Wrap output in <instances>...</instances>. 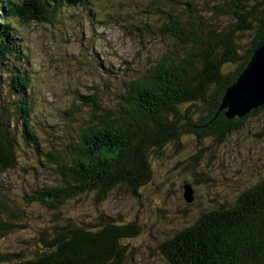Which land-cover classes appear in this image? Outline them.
<instances>
[{"label":"trees","instance_id":"1","mask_svg":"<svg viewBox=\"0 0 264 264\" xmlns=\"http://www.w3.org/2000/svg\"><path fill=\"white\" fill-rule=\"evenodd\" d=\"M88 3L0 0V175L17 171L22 183L28 179L21 199L25 209L0 193V264H125L130 242L147 228L97 208L93 218L75 219L62 214L63 206L89 194L100 204L113 191L138 199L151 181L154 160L170 148L178 152L184 136L199 144L193 158L198 162L206 141L224 143L264 112L262 106L228 120L219 110L224 91L264 42V0H139L147 18L134 19V27L126 26L132 11L122 13L114 3L85 11ZM77 10L88 18L96 12L100 19L119 15L115 20H126L123 27L137 32L140 44L162 47L145 68L125 79L134 70L108 68L110 63L99 58L97 67L108 78L101 77V87L117 82L111 105H101L95 84L92 95L80 96L92 106L89 114L73 108L58 124L44 125L34 120L30 57L18 29L45 24L62 30L66 19H79ZM92 54L97 55L93 48ZM61 126L65 136L58 142ZM44 130L50 131L48 143ZM25 148L31 160L25 161ZM38 168L52 169L56 183L39 181ZM192 174L197 184L201 181L195 178L205 175ZM137 202L139 207L151 203ZM30 205L40 210L29 215ZM198 205L197 213L181 210L165 237L158 231V250L168 264H264V175L231 199L212 193L207 204ZM16 231L25 233L20 246L8 240Z\"/></svg>","mask_w":264,"mask_h":264},{"label":"rangeland","instance_id":"2","mask_svg":"<svg viewBox=\"0 0 264 264\" xmlns=\"http://www.w3.org/2000/svg\"><path fill=\"white\" fill-rule=\"evenodd\" d=\"M89 2L91 5L86 4L85 11L94 10L97 6L104 9V5L109 3H114L122 13L132 11L130 23L126 26L134 27L136 25L134 19L144 21L145 18L146 21L147 18L145 8L140 6L139 0H89ZM69 11L71 10H66ZM76 14L79 19H66L62 30L60 26L55 29L45 24H32L18 29L30 57L34 120L44 125L58 124L63 121L65 116L63 113L73 108L79 109L78 113L89 114L92 106L84 104L80 96L92 95L95 84L100 88L101 105L103 107L111 105L109 97L114 95L117 82L112 79L107 83L106 89L102 88L101 77L106 80L108 78L104 77L97 67L99 58H104L110 63L106 64L108 68L112 65L123 72L126 68H129V71L134 70L128 72L124 76L125 79L135 76L145 68L148 57L151 54L157 55L162 47L161 44L157 45V42L155 45L144 46L142 42L140 44L135 36L138 35L137 32L123 27L126 20L119 18L115 20L119 15L112 16L113 19L106 16L100 19L97 12L93 18H88L86 12L78 11ZM72 32L83 36V40L74 37L75 34ZM82 45L90 51L84 50ZM143 47H151V52L147 54V48ZM92 48L97 54L95 57ZM229 70H232V66ZM242 127L243 130L232 133L219 145L215 142L210 146V141H206L207 151L198 162L193 158L198 157L199 144L194 138L184 136L178 152L170 148L164 158L154 160L151 181L139 190L138 199L122 191H113L106 200L96 204L93 194H89L68 201L63 210L61 209L62 214L84 220L88 216L93 218L97 208L104 213H118L125 221L138 222L141 227L148 230H142V233L130 242L131 257L127 256L125 264H168L158 250L162 238L158 231H162L164 236L177 224L184 208L197 213L200 210L198 203L202 206L207 204V198L212 193L231 199L241 189L264 175V112L245 121ZM64 129L63 126L57 129L58 142L65 136L61 132ZM44 131L43 138L48 143L50 131ZM32 157L26 153L25 148V161L31 160ZM194 162L197 165L194 166ZM27 168L25 166V173L29 169ZM38 169L41 172L39 181L49 185L56 183L52 169ZM193 171L205 174L195 178L201 181L199 184L194 181ZM27 180L22 183L21 174L17 171L1 174V195L15 200L20 209H25V203L21 199L27 190ZM184 181H187V184ZM185 186L192 190L191 203L184 201ZM194 192L197 193V200L194 198ZM147 199L151 201L150 204L145 202V206H138L137 200ZM156 207L161 209L165 219L160 218ZM27 208L29 215L40 210L36 205ZM29 224L32 226L31 222ZM11 235L8 240L12 246H20L25 240V233L16 231Z\"/></svg>","mask_w":264,"mask_h":264},{"label":"water","instance_id":"3","mask_svg":"<svg viewBox=\"0 0 264 264\" xmlns=\"http://www.w3.org/2000/svg\"><path fill=\"white\" fill-rule=\"evenodd\" d=\"M264 106V42L253 52L236 80L224 91L219 110L226 119H241L249 112ZM184 201H193L192 190L184 188Z\"/></svg>","mask_w":264,"mask_h":264}]
</instances>
